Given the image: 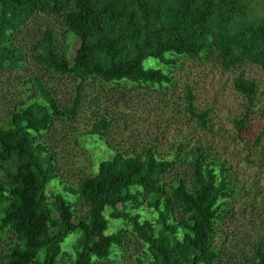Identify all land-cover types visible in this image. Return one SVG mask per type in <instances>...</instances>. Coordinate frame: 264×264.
Listing matches in <instances>:
<instances>
[{
    "label": "trees",
    "instance_id": "16d2710c",
    "mask_svg": "<svg viewBox=\"0 0 264 264\" xmlns=\"http://www.w3.org/2000/svg\"><path fill=\"white\" fill-rule=\"evenodd\" d=\"M250 10V0H0V70L18 66L22 54L10 38L35 12L59 15L64 34L78 40L65 70L53 60L57 50L50 29L34 45L35 59L46 70L78 80L70 103L58 104L35 78L42 102L32 100L12 110L6 125H0V233L8 229L15 236L3 251L2 264H56L67 242L68 264L106 259L122 246L125 230H110L107 217L124 219L143 244L148 259L136 264L211 263L215 251L210 238L228 183L222 165L217 177L198 147L187 153L188 181L174 175L165 180L174 159L158 157L151 146L140 153L114 149L75 189L85 206L78 216L69 199L47 190L57 173L51 152L38 137L55 120L75 114L89 79L159 88L169 84L160 67L143 64L148 58L168 64L174 62L172 56L198 57L211 46L224 68L249 62L264 71V17H253ZM233 87L252 101L254 81L237 76ZM186 99L189 115L204 125L205 112L194 110L189 93ZM235 123L240 127L242 121ZM106 126L101 115L88 132L100 137ZM142 201L154 211L153 219L129 211ZM254 264H264L260 247L254 249Z\"/></svg>",
    "mask_w": 264,
    "mask_h": 264
},
{
    "label": "rangeland",
    "instance_id": "374dc122",
    "mask_svg": "<svg viewBox=\"0 0 264 264\" xmlns=\"http://www.w3.org/2000/svg\"><path fill=\"white\" fill-rule=\"evenodd\" d=\"M250 15L264 17V0H250ZM44 29L53 33L57 53L55 65L65 70L71 63L78 40L64 34L59 15L35 12L10 41L22 54L15 68L0 70V125L5 126L9 113L32 100L41 101L35 86L39 78L60 105L70 103L77 79L66 73L46 70L35 59L38 42ZM173 63L145 59L170 77L163 88L136 84H120L89 79L83 84L78 108L70 119L55 120L38 137L51 152L57 178L47 190L59 192L83 216L85 206L75 189L84 186L82 178L95 170V163L111 156L114 149L140 153L151 146L160 158L174 159L173 167L164 176H180L188 181L187 153L198 147L202 161L209 162L219 176L222 165L228 188L214 221L215 233L209 247L215 251L210 264H254V249L264 250V71L249 62L222 67L217 52L208 46L194 58L172 56ZM256 83L249 103L233 87L235 77ZM189 93L196 112H205V123L189 115L186 95ZM42 102V101H41ZM104 116L107 126L103 135L89 133L90 125ZM241 120L240 127L235 123ZM176 146L180 149L176 152ZM3 174L0 171V179ZM68 186L74 190H67ZM132 201L135 200L131 196ZM108 210H105L107 214ZM153 219L154 211L144 201L140 208H129ZM173 216H176L173 213ZM112 231L124 227L122 246L94 264H136L148 259L143 244L131 233L124 219L108 218ZM15 241L14 234L0 233V264L4 249ZM68 242L56 264H68ZM202 255L206 248H202Z\"/></svg>",
    "mask_w": 264,
    "mask_h": 264
}]
</instances>
